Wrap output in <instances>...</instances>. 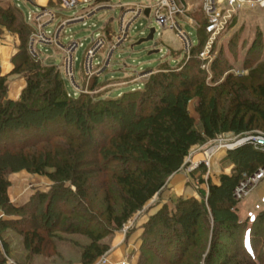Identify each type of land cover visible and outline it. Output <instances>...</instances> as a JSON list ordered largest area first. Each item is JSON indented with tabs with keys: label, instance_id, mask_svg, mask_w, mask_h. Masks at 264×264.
<instances>
[{
	"label": "trees",
	"instance_id": "1",
	"mask_svg": "<svg viewBox=\"0 0 264 264\" xmlns=\"http://www.w3.org/2000/svg\"><path fill=\"white\" fill-rule=\"evenodd\" d=\"M202 16L199 44L181 69L163 66L151 73L142 88L118 97L88 93L73 97L56 65L30 56L31 29L20 10L0 7V33L5 27L20 39L13 70L2 74L0 63V211L6 216L0 217V264H32L33 255L48 254L56 249L61 234L72 233L91 239L82 264H92L110 249L102 243L104 238L166 187L194 145L225 131L264 130V35L245 51L247 75H234L220 57L211 63L209 73L199 65L209 37ZM235 24L234 15L224 31ZM232 47L237 56V44ZM12 74L26 78L17 100L9 98ZM98 84L95 79L91 88ZM196 94H201L196 108L201 129L188 108ZM228 159L231 173H222L218 183L201 180L208 186L202 201L179 197L174 210L164 204L149 219L139 264H191V259L204 253L202 227L211 233L205 264H216L215 260L226 264L222 258H227L228 244L222 239L234 240L241 227L248 263L264 264V252L257 254L255 244L257 229L264 224V209L248 225V219L239 217L236 193L243 180L264 167V150L249 140L229 150ZM24 169L47 176L52 184L16 206L9 197L10 176ZM10 231L23 236L28 252L24 262L8 260L3 234ZM148 250L162 263L146 254Z\"/></svg>",
	"mask_w": 264,
	"mask_h": 264
},
{
	"label": "rangeland",
	"instance_id": "2",
	"mask_svg": "<svg viewBox=\"0 0 264 264\" xmlns=\"http://www.w3.org/2000/svg\"><path fill=\"white\" fill-rule=\"evenodd\" d=\"M89 1L92 2L93 0ZM149 1L150 0H122L121 2L123 4H136L147 3ZM184 1L188 2L192 7V11L189 15L192 16L197 23H202L203 14L198 9V0ZM2 2L3 0H0V7L5 8L1 4ZM119 3L120 0H94L92 3L81 4L79 10H90L91 8H98L99 10L86 20V24L84 21H80L68 27L71 30H68V34L72 33L76 39L84 40L85 46L80 47L75 53L77 57L75 69L78 75V83L82 84L84 89H87L86 93L93 96L103 98L118 97L123 92L142 88L144 85L143 83L149 79L152 72L161 70L158 69L159 67L162 68L164 66L171 69H181L183 65L186 64L189 56L192 55L190 52L189 56L182 61L184 57V44L176 31L163 29L152 17L141 16L136 19L130 29V40L125 42L114 53L107 71L104 70L106 71L105 73L102 71L100 74H95L93 78L87 79L83 74L82 63L85 50L91 43L90 35L93 31L102 30L106 25L113 34L118 33L123 10L121 7H117L113 10L107 8V6L118 5ZM37 8V5L32 2L27 3L25 0L20 1L19 9L25 18L29 16L30 11H35ZM76 11V9L63 10L61 13L62 16L67 17L74 15ZM235 17V26L230 27L226 31H224V29V32L222 31L218 35L211 37L209 35L206 41L203 39V43L206 42L203 49H205L207 41H209L210 44L208 53L204 56H201V54L199 55L201 60L199 65L202 69L209 71V73H211V63L216 57H220L223 61V66H225L224 68H230V72L234 75H247L249 72L248 69H243L245 51L256 37L264 35V9L258 6L253 8L242 7L235 13ZM181 21L185 30L191 35L194 45H198L200 41L198 27L196 25H191L185 19ZM94 25H96L95 28ZM51 28L54 29V26ZM152 28L156 30L154 38L139 43L141 39L149 35ZM8 32L16 34L11 30H8ZM63 41L64 43L68 42L67 39H63ZM233 44H237L238 46L237 56L235 49L232 47ZM17 46L19 49L20 39ZM107 49L108 48H105L104 51ZM171 51H175L177 54L175 52L171 54ZM43 52V57L47 59V63L56 66H60L63 63L62 51L54 52L53 49H50L49 52ZM99 59H102L100 53L97 54V58L95 59L96 63ZM42 63L44 62L42 61ZM22 79L26 80L25 76L22 74L9 76L8 92H12V94L15 95L17 93L16 89L20 86ZM95 79H97L100 84L92 89L91 85ZM103 79L105 80L103 81ZM110 80L127 81V84L117 87L118 84ZM65 82L68 94L76 97L75 89L70 84L69 80L65 79ZM248 84H250V82H248ZM200 95L201 94L194 95L188 102L189 111L195 118V125L199 129L202 127V122L196 108L200 101ZM261 133H264V130L254 129L253 131L242 133L225 131L218 134L216 138L208 140L203 144L194 145L186 158L183 168L169 178L166 187L158 195L148 201L147 204L135 213L120 229L104 238L102 243L105 242L109 244L110 249L107 253L97 258L92 264H97L100 258L110 253V250H112L114 246L115 239L120 233L124 236V242L127 244L130 243L133 247L130 254L127 256V261L129 263L133 261L135 264H139L142 258L144 226L149 219L164 204H167L170 210H174L176 201L179 197H196L202 201L208 192V186L207 184L201 183V180L207 181L211 179L213 182H219V177L222 173L229 174L232 172L233 165L228 159V147L238 143L240 141L239 137L243 134L257 136ZM214 143L216 145L212 146ZM207 154H209V157H207ZM205 159L207 162L204 161ZM202 164L204 166H201ZM246 179H248V177ZM73 189L76 191V187H73ZM239 200V217L242 221L248 219V225H250L253 218L264 209V179L252 187L249 193ZM9 217L17 216L11 215ZM212 225L213 220L211 222V226ZM200 233H202L206 244L204 253L198 259H191V264H205L206 257L210 250L211 233L204 232L203 227L200 229ZM245 235L247 236V232ZM61 237L62 239L56 242V249L50 250L48 254L33 255L31 259L32 264H82L83 251L92 243L91 239L80 233L61 234ZM3 240H6L8 243L7 257L10 263L15 261H26L28 252L23 244L22 235L13 231L6 232L3 234ZM222 241L228 244V248L225 251L227 258H222V261L224 259L226 264H249V258L243 249V227L236 229L234 240L225 237ZM255 244L257 254L261 255L264 252V224L260 225L257 229ZM191 251H193V249ZM146 254L153 257L155 261L161 262L159 258L152 255V251L148 250ZM215 262L216 264H220L219 261L215 260ZM141 264H145L144 261Z\"/></svg>",
	"mask_w": 264,
	"mask_h": 264
},
{
	"label": "built area",
	"instance_id": "3",
	"mask_svg": "<svg viewBox=\"0 0 264 264\" xmlns=\"http://www.w3.org/2000/svg\"><path fill=\"white\" fill-rule=\"evenodd\" d=\"M94 1V0H93ZM92 1V2H93ZM89 0H57L53 6L38 7L35 11H30L27 17V25L31 28V34L28 41V52L30 56L37 60L44 62V52L50 48H57L62 51L63 63L57 66L65 79L69 80L70 84L75 89V96L78 97L81 93H86L87 89H84L82 84L78 83V75L75 69V62L77 57L76 51L80 47H84V40L76 39L74 34H68V27L75 23L84 21L94 15L98 8H91L79 10L81 4L92 3ZM261 7L264 9V0H198V9L204 15L206 23L204 25L205 30L209 33L210 37L220 34L226 26L229 24L235 13L242 7ZM121 7L123 14L120 21V29L118 33L113 35L111 41L108 40L107 34L102 30L93 31L90 35L91 43L86 48L83 58V74L87 79L93 78L97 73H101L107 69L112 61L114 53L129 39L130 29L135 23L136 19L141 16H146L145 11L149 9V16L152 17L163 29H171L176 31L179 38L184 44V57L182 61L189 56L194 43L191 35L185 30L182 24V19L187 20L191 25H196L198 28L202 26L201 23H197L189 13L192 11L191 5L184 0H150L147 3H142L129 8L126 11L124 6L111 5L108 8L115 9ZM76 13L72 16H62L63 10H74ZM128 12L132 13V16L127 18ZM54 26V29L51 27ZM96 25H94V28ZM63 39H67L68 42L64 43ZM86 39V38H85ZM210 42L207 41L205 49L201 51V56L208 53ZM105 48H108L104 51ZM207 50V51H206ZM100 53L102 59H99L96 63L95 59L97 54ZM181 61V62H182ZM71 96L70 94H68ZM239 142L229 146L228 149L232 150L243 143L252 140L264 150V133L257 136H250L249 134H243L239 137ZM216 145L215 143L212 146ZM209 157V154H207ZM207 162V160H204ZM264 179V167L261 168L253 176L248 177L241 182L237 188V198L241 199L247 195L249 191ZM249 183V184H247ZM97 264H129L127 260L123 259L117 263H108V257L103 256Z\"/></svg>",
	"mask_w": 264,
	"mask_h": 264
},
{
	"label": "crops",
	"instance_id": "4",
	"mask_svg": "<svg viewBox=\"0 0 264 264\" xmlns=\"http://www.w3.org/2000/svg\"><path fill=\"white\" fill-rule=\"evenodd\" d=\"M20 1L21 0H3V2L1 4L5 8L10 7V6H15L19 9ZM25 1L27 3L32 2L35 5H37V7H46L49 5L54 6L56 4L57 0H25ZM97 1H100V0H97ZM121 1L122 0H120L121 5L126 8V9H124L125 11L129 8H134L135 6L142 4V3L123 4ZM108 7L109 6H107V8ZM20 12H21V10H20ZM21 14H22L25 22L27 23V18H25V16L23 15L22 12H21ZM131 16H132L131 12H128L126 15L127 18H129ZM75 23H77V22H75ZM75 23H73V24H75ZM107 27H108L107 25L104 27V31L107 34L108 40L111 41L113 39L114 34L110 30L107 31ZM129 40H130V37L127 41H129ZM18 43H19L18 34H12V33L8 32V30L5 27H2V32L0 33V63H1V67H2V74H4V75L9 74L14 68L12 58L19 50L18 46H17ZM50 49H53L54 52L59 51L57 48H50ZM50 49H48V52ZM172 52H175V51H171V53ZM175 53L177 54V52H175ZM44 63L49 64V63H47V59L44 60ZM107 69H105V70L107 71ZM158 69H161V67H159ZM106 71H104V73ZM11 76H15V74L10 75V77ZM104 80L105 79H103V81ZM110 81H115V80H110ZM115 82L118 84L117 87L127 84V81H125V82L115 81ZM134 82H138V81H134ZM25 86H26V80L22 79V82L20 83V86H19V91L15 95H13L12 92L9 93V98H11L13 100L19 99L21 92ZM10 180H11V186L9 187V191H8L9 197H10V200L12 201V203L16 206H21V205L25 204L26 202H28L30 197L37 190H41V191L49 190V188L51 187V184H52V181L47 176H42L39 174H32V173L28 172L27 170H21V171L12 173L10 176ZM216 183H218V182H216ZM1 216H5L4 212H2V211H0V217ZM124 241H125V239H124L123 234H121V233L118 234L116 239H115V243H114L112 250H110V253H108V255H107L108 263H117L123 259L127 260V256H128V254H130L133 247L131 246L130 243L127 244ZM129 264H135V262L132 261Z\"/></svg>",
	"mask_w": 264,
	"mask_h": 264
},
{
	"label": "water",
	"instance_id": "5",
	"mask_svg": "<svg viewBox=\"0 0 264 264\" xmlns=\"http://www.w3.org/2000/svg\"><path fill=\"white\" fill-rule=\"evenodd\" d=\"M149 12H150V10H149V9H146V11H145L146 16H149ZM155 31H156L155 28H152V29L150 30L149 35H148L146 38L141 39V40L139 41V43H141V42H143V41H146V40H152V39L154 38Z\"/></svg>",
	"mask_w": 264,
	"mask_h": 264
}]
</instances>
